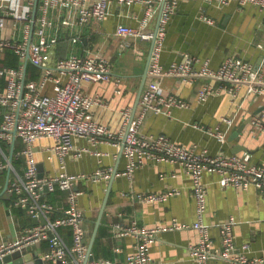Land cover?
Masks as SVG:
<instances>
[{
  "label": "built area",
  "instance_id": "obj_1",
  "mask_svg": "<svg viewBox=\"0 0 264 264\" xmlns=\"http://www.w3.org/2000/svg\"><path fill=\"white\" fill-rule=\"evenodd\" d=\"M120 6L141 4L143 15L137 25L119 23L116 33L123 37L151 40L155 35L153 20L159 14L163 0H41L39 13L34 17L36 0H0V51L11 49L20 58L18 66L0 65V171H10L7 190L13 196V205L26 210L30 216L44 218L27 226L14 240L0 243V257L43 240L49 241V248L42 253L44 260L58 264H83L88 254L85 210L79 202L84 189L76 187L81 182H102L111 177L113 169L102 163L105 153L97 146L110 142L121 147L130 121L133 107L121 110L122 132L117 135L112 127L99 121L95 110L107 107L101 94H89L85 84L114 82L115 92H123V80L113 73L110 58L101 52L72 53L68 56H54V48L71 27H82L92 20L102 21L109 14L112 2ZM160 24L157 30L149 74L153 76H179L186 82H193L205 76L216 80L200 87L197 100L203 101L210 95L229 91L237 95L245 87L248 94H264V76L261 66L237 56H227L218 68L208 62L200 67V58L191 53L184 54L180 61L168 67L162 64L167 25L181 0H164ZM226 5L236 2L240 5L253 4L264 8V0H203ZM161 4V5H160ZM66 12V14H65ZM59 15L61 22H55ZM205 18L214 23L213 18ZM80 34H73V42L80 40ZM123 47L126 43H122ZM261 46V44H260ZM42 68L35 78L27 77V63ZM191 102L175 93H165L160 83L144 88L134 119L129 126L123 153L127 158L125 173L133 175L137 167L147 160L170 161L183 165L192 178L193 195L197 203V219L191 225L177 222L166 227L141 225L137 221L123 223L115 221L112 231L115 236L136 235L140 241L134 252L125 259L94 258L88 264H153L150 245L158 234L166 229L193 227L200 231V240L191 246V255L196 264H208L214 255L229 264H264L263 256H251L249 244L240 247L234 234L236 217L230 216L220 226L221 247L214 248L210 227L205 222L208 207V187L203 180L204 172L219 174L222 186L247 188L256 186L264 198V163L250 160V153L211 154L207 149L188 146L173 140L165 133L145 135L141 126L149 112L171 114L174 107L188 108ZM224 121L232 125L233 118ZM255 127L264 131V121L256 116ZM200 127H204L201 125ZM16 130V133L14 132ZM223 142L226 133L217 127L207 129ZM88 141L90 146H77L75 138ZM51 140L45 148L49 159L57 164L51 171L39 169V144ZM17 141L22 146L16 147ZM11 146V154L2 144ZM90 153L99 157V166L92 172L70 171L68 158H81ZM22 161L17 164L18 159ZM48 192H65L66 205L61 213L58 206L47 198ZM180 190L170 188L161 192L141 191L132 197L142 202H163ZM69 228L72 242L68 243L60 228Z\"/></svg>",
  "mask_w": 264,
  "mask_h": 264
},
{
  "label": "crops",
  "instance_id": "obj_2",
  "mask_svg": "<svg viewBox=\"0 0 264 264\" xmlns=\"http://www.w3.org/2000/svg\"><path fill=\"white\" fill-rule=\"evenodd\" d=\"M40 2L41 0H36L33 5V14L36 16ZM142 15L141 4L120 6L114 1L105 19L92 20L82 27H71L64 32L54 48V56L63 57L90 51L101 52L110 58L114 75L123 80V92L116 93L112 81L87 83L85 91L89 94H101L107 100L108 106L97 108L95 116L99 121L109 124L117 135L122 131L121 110L134 106L152 41L120 36L116 33V27L119 23L137 25ZM205 16L213 18L214 23ZM55 19V22H61L59 15ZM157 20L158 14L153 20L154 27ZM73 34H80V40L73 42ZM3 35L4 31L0 28V37ZM123 42L126 43L125 47ZM8 50L11 49L0 51L1 65H7L5 62L9 60L6 55ZM186 53L200 58L196 63L197 67L207 61L212 68H218L227 56L241 57L253 62L256 67L261 66L264 76V8L236 2L220 5L203 0H181L167 25L162 64L168 67L172 62L180 61ZM14 54L18 57L15 52ZM28 64L29 62L27 66ZM39 75L40 73L35 76ZM208 81L216 83V80L205 76L186 82L179 76L159 77L149 74L145 87L160 83L165 93H175L190 101L191 106L174 107L171 114L149 112L141 126L142 133L147 136L165 133L179 143L195 145L199 150L207 149L211 154L248 152L250 160L264 163V131L253 123L256 116L264 121V94H248L243 87L237 95L225 91L199 102L198 90ZM226 117L233 118L232 125L224 121ZM201 125L204 127H200ZM217 127L226 133V140L223 142L207 130H216ZM51 142L43 140L38 146V158L45 171H51L57 164L56 160L49 159V152L45 148ZM75 143L77 146H90L86 139L80 137L75 138ZM2 144L11 154V146L5 142ZM97 148L105 153L101 156V164L111 167L113 171L117 168L118 171L114 178L112 172L106 181L81 182L76 185L85 190L80 195L79 202L85 210L88 247L110 187L106 210L92 248L96 259H125L136 250L140 239L134 234L115 236L112 231L115 221H137L141 225L161 224L169 227L176 222L179 225H191L197 219L192 178L183 165L147 160L135 169L133 175H128L125 173L127 158L124 153L120 156L119 145L103 142ZM98 159L97 155L90 153L81 158L70 156L68 168L73 172H92L100 164ZM203 180L208 187L205 222L210 227L214 248L221 247L220 226L230 216H235L237 220L234 234L238 245L242 247L249 244V255L264 257V198L261 191L254 185L240 189L222 186L219 174L215 172H204ZM7 182L8 170H5L0 173V243L14 240L27 226L34 224L33 217L26 210L13 205V196L7 190ZM170 188L179 189L180 193L163 202H142L132 197L134 192H161ZM47 198L57 204L58 214L63 211L66 205L65 192H48ZM60 231L66 241L71 243L70 229L62 227ZM200 236V231L193 227L160 232L149 248L153 264H196L191 255V246L199 242ZM49 245L48 240L32 245V253L42 256ZM44 263L58 264L49 260ZM208 264L229 263L214 255Z\"/></svg>",
  "mask_w": 264,
  "mask_h": 264
},
{
  "label": "water",
  "instance_id": "obj_3",
  "mask_svg": "<svg viewBox=\"0 0 264 264\" xmlns=\"http://www.w3.org/2000/svg\"><path fill=\"white\" fill-rule=\"evenodd\" d=\"M164 3H165V1L163 0L160 12L158 14L157 24L155 27V35H154V38L152 39L151 50L149 52V56L147 59V64H146L145 70L142 73V80H141L140 86L138 88L136 100H135V103L133 106L131 121L134 119V117L136 115V112H137V109H138V106L140 103L141 95H142V92L145 88V84H146V81H147V78L149 75V67H150V62H151V57H152V50L154 47L157 30H158V27L160 24V19H161L162 9H163ZM35 16L36 15L34 14V17ZM131 121H130V123H131ZM130 123L126 129V132H125V135H124V138L122 141L120 156H122V154H123V148L125 145L126 137L128 135V132H129ZM14 132L16 133V130H14ZM39 169H40L41 173H43L44 166L42 163H39ZM117 171H118L117 168L113 171V174H112L113 178L116 176ZM9 177H10V171H8V180H9ZM7 185H8V183L6 184V187H7ZM6 187L4 188V190L6 189ZM109 194H110V187L107 191V194H106L105 199L103 201L102 207L100 209L99 216L96 220V226H95L94 232H93L92 237H91L90 245L88 247V254H87V257L85 258L83 264H88L89 261H91L95 258L94 254L92 252V248H93L94 242L96 240V236H97L99 226L102 223V218H103L105 210H106V205H107ZM33 221H34V223H38L40 221L42 223L46 222L44 218H38V217H33ZM44 261L45 260L41 256H39L38 253H35V254L32 253V246L31 245L17 249L15 251H12V252L0 257V264H45Z\"/></svg>",
  "mask_w": 264,
  "mask_h": 264
},
{
  "label": "trees",
  "instance_id": "obj_4",
  "mask_svg": "<svg viewBox=\"0 0 264 264\" xmlns=\"http://www.w3.org/2000/svg\"><path fill=\"white\" fill-rule=\"evenodd\" d=\"M60 44H61V42H60ZM6 55H7V58L9 60L6 61L5 64L11 65V66H16L18 64V59H19V63H20V58H18L19 56L16 57V55L14 54L13 51L8 50ZM56 57L58 58V57H62V56L57 55ZM41 70H42V68L40 66H37V65L29 62L28 66H27V77L28 78H31V77L37 78L38 76H35V75L38 73H41ZM37 71H39V72L37 73ZM20 146H22V145L20 144V142H18L16 147L19 148ZM17 161H18L17 164H19L22 161V159L19 158ZM1 172H4V171H0V173Z\"/></svg>",
  "mask_w": 264,
  "mask_h": 264
}]
</instances>
